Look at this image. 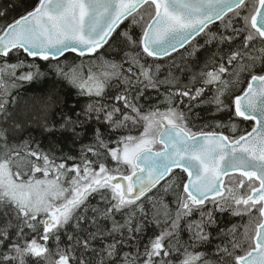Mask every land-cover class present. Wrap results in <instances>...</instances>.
Wrapping results in <instances>:
<instances>
[{"label": "snow or ice", "instance_id": "obj_1", "mask_svg": "<svg viewBox=\"0 0 264 264\" xmlns=\"http://www.w3.org/2000/svg\"><path fill=\"white\" fill-rule=\"evenodd\" d=\"M0 264H264V0L0 5Z\"/></svg>", "mask_w": 264, "mask_h": 264}, {"label": "trees", "instance_id": "obj_2", "mask_svg": "<svg viewBox=\"0 0 264 264\" xmlns=\"http://www.w3.org/2000/svg\"><path fill=\"white\" fill-rule=\"evenodd\" d=\"M8 2H9V0H0V5L7 4ZM15 2L17 4L18 10L22 12L24 10V8L30 7L34 3V0H23V2H21V0H15ZM66 55H67V61L69 63L73 62V60H75L76 63L80 62V59L77 58L75 56V54L67 53ZM61 60H64V57H62ZM84 62H87V60L85 59ZM39 63H41L43 70H47V65L45 64V62H39ZM85 73H86V71H85ZM44 90L45 89L43 87H40L37 85H26L25 88L22 90L21 94L24 95L27 99H31L34 96L43 95ZM63 95L69 102L68 106H71V104L77 99V97L75 95V91L68 88V87L64 88ZM80 100H81V104H83L85 102V98H80ZM37 136H38V138H40L38 133H37ZM40 139H42L43 145L47 146V144L49 143L48 139L47 138H40ZM68 147L69 146H65L64 150L68 151ZM226 219H231L233 223L239 222V218L226 217Z\"/></svg>", "mask_w": 264, "mask_h": 264}, {"label": "rangeland", "instance_id": "obj_3", "mask_svg": "<svg viewBox=\"0 0 264 264\" xmlns=\"http://www.w3.org/2000/svg\"><path fill=\"white\" fill-rule=\"evenodd\" d=\"M85 64H87V62H85ZM85 71H87V69H85Z\"/></svg>", "mask_w": 264, "mask_h": 264}, {"label": "water", "instance_id": "obj_4", "mask_svg": "<svg viewBox=\"0 0 264 264\" xmlns=\"http://www.w3.org/2000/svg\"><path fill=\"white\" fill-rule=\"evenodd\" d=\"M62 58V57H61Z\"/></svg>", "mask_w": 264, "mask_h": 264}]
</instances>
